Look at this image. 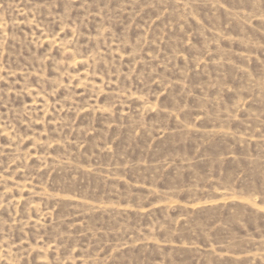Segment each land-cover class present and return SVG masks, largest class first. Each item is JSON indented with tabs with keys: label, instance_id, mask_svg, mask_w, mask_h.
I'll return each mask as SVG.
<instances>
[{
	"label": "rangeland",
	"instance_id": "1",
	"mask_svg": "<svg viewBox=\"0 0 264 264\" xmlns=\"http://www.w3.org/2000/svg\"><path fill=\"white\" fill-rule=\"evenodd\" d=\"M0 264H264V0H0Z\"/></svg>",
	"mask_w": 264,
	"mask_h": 264
}]
</instances>
